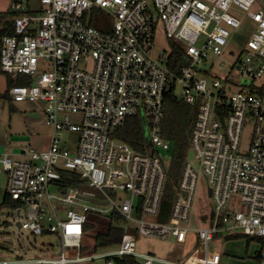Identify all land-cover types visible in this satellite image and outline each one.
<instances>
[{
    "label": "built area",
    "instance_id": "2783aa9c",
    "mask_svg": "<svg viewBox=\"0 0 264 264\" xmlns=\"http://www.w3.org/2000/svg\"><path fill=\"white\" fill-rule=\"evenodd\" d=\"M11 10L14 32L3 36L0 51L2 71L13 77L9 95L43 103L52 134L47 148L0 152V171L8 174L7 194L20 213L28 206L20 229L56 232L61 248L54 256L0 264H116L125 255L142 264H220L222 253L211 245L236 235L260 243L256 255L264 264V0H40L37 8L21 0ZM156 13L169 42V51L157 54ZM101 17L110 19L108 29L91 23ZM243 29L249 37L225 70L217 60L228 58L227 46ZM172 42L185 49L179 71L170 66ZM169 93L196 106L189 147L203 165L212 203L201 224L193 213L200 174L187 156L170 211L160 219L173 148L163 131ZM136 116L149 133L144 149L118 134ZM248 122L253 139L242 151ZM68 130L79 133L76 149L61 146ZM233 196L243 209L231 207ZM92 211L193 249L179 261L165 260L137 252L134 233L125 232L117 249L85 255ZM98 257L104 263L93 262Z\"/></svg>",
    "mask_w": 264,
    "mask_h": 264
},
{
    "label": "rangeland",
    "instance_id": "374dc122",
    "mask_svg": "<svg viewBox=\"0 0 264 264\" xmlns=\"http://www.w3.org/2000/svg\"><path fill=\"white\" fill-rule=\"evenodd\" d=\"M16 1L21 0H0V28H3L8 22L15 19L17 14L11 12L12 5ZM30 8H37L40 6V0H29ZM157 18V13L155 14ZM154 47L155 54L169 51V42L166 36L163 21L157 18ZM101 28L108 29L107 26L110 19L101 17ZM233 32L234 29L230 28ZM249 34L243 30L235 33L230 44L226 48L227 57L218 58V65L223 62L225 70L230 67V61L240 52L246 43ZM231 56V57H230ZM219 76L224 75V71L216 70ZM233 73L240 75L238 69H234ZM13 80L12 75L7 73H0V93H5L8 89V82ZM181 88L177 87L176 92L180 93ZM52 132L51 126L46 123L45 106L41 102L30 100L15 101L9 100L4 96H0V152L9 151L16 154L24 147L37 146L40 139L45 138V135ZM254 134V123L248 122L243 131L241 150L247 151L250 148ZM79 133L77 131H65L62 137L61 146L68 149H76ZM169 160V157L165 159ZM187 160L194 166L200 174L199 185L196 192L195 202L193 206L194 216L197 222L201 224L203 212L212 208V203L207 194V182L203 165L200 164L193 149L189 148L187 152ZM8 174L6 171H0V203L4 199L7 192ZM55 188L52 186V190ZM91 191L100 195L101 193L96 189ZM173 199L170 201L172 204ZM171 207V205H170ZM231 207L243 209V205L238 196H233L231 199ZM17 209L10 205H3L0 208V259H17L34 256H54L61 248V240L56 232H47L43 234H34L27 228H19L17 221L19 217H27L28 206H23L20 215L17 214ZM170 211V210H169ZM89 227L85 230L82 242L83 253L85 255L104 254L113 251L119 247V240L110 242L97 241L96 237L99 232H106L109 226L117 225L125 229V232H133L136 240V251L142 254H153L161 259L170 261H179L192 251L194 244H182L174 240L173 237L163 238L155 235H145L136 228L132 221L117 220L112 218L109 214H100L97 212H88ZM148 220H156L155 216H148ZM193 221L191 222V224ZM248 236H233L228 241L237 242L238 247L244 245ZM227 241V240H226ZM229 242V243H230ZM259 243L251 242L249 254L253 253ZM212 248L214 244L211 245ZM219 249V248H217ZM226 258L232 260L238 259L245 255L244 248L238 249L236 247H226L223 251ZM105 257H98L93 262L104 263ZM76 264H89L88 262ZM161 264V263H155Z\"/></svg>",
    "mask_w": 264,
    "mask_h": 264
},
{
    "label": "trees",
    "instance_id": "16d2710c",
    "mask_svg": "<svg viewBox=\"0 0 264 264\" xmlns=\"http://www.w3.org/2000/svg\"><path fill=\"white\" fill-rule=\"evenodd\" d=\"M17 14V12H14ZM97 27L101 28L102 23L97 21H92ZM103 26V25H102ZM14 32V20L8 22L3 28H0V51L2 45V38L6 34H11ZM174 45L170 64L171 68L174 71H179L180 66L186 63L185 49L184 46L178 42H172ZM0 73H3L0 65ZM13 84V81L8 82L10 87ZM9 87L5 93H0V96H4L7 99L11 100L9 95ZM196 115V106L184 101L181 98L173 96L169 93L167 95V100L165 103V116L163 123L164 134L173 142L172 153L168 161H165V166L167 170V181L165 185V191L162 199V214L160 219H164L168 215L171 205V200L174 197V186L178 182L180 177L182 167L187 156L190 145V133L194 123ZM119 136L129 142L136 148L144 149L142 142L146 140L144 135L142 119L138 116L128 120L127 124L119 129ZM79 181V180H77ZM75 181H67V185H72ZM3 205H10L12 207H19L20 204L18 201L12 199L7 192L4 195L2 203H0V208ZM112 218H118L121 220L119 215L114 213L111 215ZM89 227V223L86 224V228ZM125 233V229L121 226L110 225L109 229L106 232H99L97 234L96 240L102 242H110L114 240H119L120 237ZM242 235H236V237ZM232 237V236H231ZM116 264H142L134 256L125 255L122 258L116 257Z\"/></svg>",
    "mask_w": 264,
    "mask_h": 264
},
{
    "label": "crops",
    "instance_id": "0c3cea01",
    "mask_svg": "<svg viewBox=\"0 0 264 264\" xmlns=\"http://www.w3.org/2000/svg\"><path fill=\"white\" fill-rule=\"evenodd\" d=\"M0 7H1V5H0ZM51 134H52V132L46 134L45 138H43V139L41 138L40 141L37 142L38 147L37 146H35V147H37V148H47L49 146V143H50ZM6 152H9V151H6ZM228 239H231V236H229L227 238H224L221 241V244H219V245L215 244L214 245V246H216V248H219V250L222 253L220 264H261L259 262V259H258L257 255H256L257 254V250H258V248L260 246V243L257 240L251 239V238H247L246 243H245V247H244V245H241L240 247H238V244H237L238 241L237 242H233V244L231 245L232 242L228 241ZM251 242H253V243L257 242L259 244H258V246H256L257 248L254 249L253 253L249 254V249H250V246H251ZM227 246L228 247L233 246V247H236L238 249L244 248L245 255L243 257H239L238 259H234V260H232L230 258H226L223 255V251H224V249H226Z\"/></svg>",
    "mask_w": 264,
    "mask_h": 264
},
{
    "label": "water",
    "instance_id": "95a60500",
    "mask_svg": "<svg viewBox=\"0 0 264 264\" xmlns=\"http://www.w3.org/2000/svg\"><path fill=\"white\" fill-rule=\"evenodd\" d=\"M11 12H13V10H11ZM144 135H145V137L146 138H148L149 137V133H148V130L147 129H145V132H144ZM90 200H93V201H96V202H99V200L98 199H95V198H91V197H88ZM17 210V214L19 215L20 214V208H16ZM17 225L19 226V228L21 227V222L18 220L17 222Z\"/></svg>",
    "mask_w": 264,
    "mask_h": 264
}]
</instances>
